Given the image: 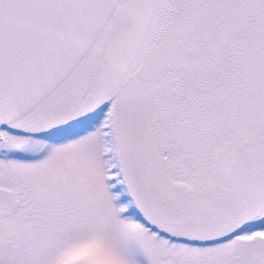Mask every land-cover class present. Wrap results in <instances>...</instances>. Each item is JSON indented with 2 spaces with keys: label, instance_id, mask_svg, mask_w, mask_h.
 Wrapping results in <instances>:
<instances>
[{
  "label": "snow or ice",
  "instance_id": "snow-or-ice-1",
  "mask_svg": "<svg viewBox=\"0 0 264 264\" xmlns=\"http://www.w3.org/2000/svg\"><path fill=\"white\" fill-rule=\"evenodd\" d=\"M0 264H264V0H0Z\"/></svg>",
  "mask_w": 264,
  "mask_h": 264
}]
</instances>
